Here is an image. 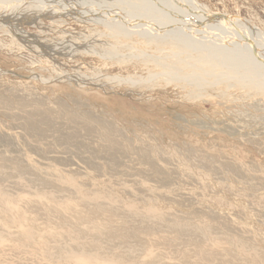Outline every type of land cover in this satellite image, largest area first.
<instances>
[{"label":"rangeland","instance_id":"374dc122","mask_svg":"<svg viewBox=\"0 0 264 264\" xmlns=\"http://www.w3.org/2000/svg\"><path fill=\"white\" fill-rule=\"evenodd\" d=\"M195 2L202 13L237 23L264 40V0ZM47 15L14 25L23 29L25 41L32 37L55 48L69 45L75 54L57 55L56 62L37 48L24 47L25 42L0 27V96L19 88L38 93L51 103L78 102L80 109L108 115L135 145L144 137L153 152L157 147L162 152L157 167L164 170H149L147 179L143 178L136 189V181H127V177L125 182L117 180L103 164L93 168L79 161L76 151L72 154L58 143L59 135L41 144L42 153L48 157L40 159L41 164L36 162L37 151L24 144L23 137L30 129L27 116L22 113L14 118L11 113L19 109L1 107L0 149L1 144L15 148L14 156L23 158L32 175L37 169H46V174L40 173L43 181H53L55 172L64 181L74 179L76 186L101 195L107 202L102 216L92 218L93 212L84 210L71 197L54 200L41 187L28 190L33 180L38 182L37 177L26 181L15 177L12 184L18 193L0 199V264H240L225 255L230 249H237L245 264H264V95L251 94L250 87L216 80L196 90L188 81L181 79L179 83L176 72L193 77L194 69L180 57L176 61L162 54V49H168L178 55L179 48L137 32L122 30L120 35L101 36L107 44L99 41L96 45L98 41L93 40L90 47L82 49L77 45L84 39L105 35L108 29L69 15ZM133 51H141L138 59L126 61L124 57L129 58ZM59 66L73 74H69L71 80L58 77L55 68ZM51 149L55 154H50ZM79 155L90 157V153ZM55 156L69 164L58 165L53 161ZM143 163H125L121 170L128 173L132 167H144ZM134 174L137 181L144 176L142 172ZM129 197H137L134 205L143 210L140 217L127 207ZM121 209L127 215L126 228L136 230V236L132 240H108L121 226L113 222L106 225L102 219L114 212L112 221L123 222L117 216ZM191 213L197 215L188 217ZM205 213L218 217L217 221L198 218ZM75 221L80 222L79 236H72L67 226ZM137 221L145 227L136 229ZM187 221L204 236L201 242H182L190 237L177 229ZM210 233L216 235L214 241L209 239ZM173 240L181 244L180 252L171 248Z\"/></svg>","mask_w":264,"mask_h":264},{"label":"bare ground","instance_id":"6f19581e","mask_svg":"<svg viewBox=\"0 0 264 264\" xmlns=\"http://www.w3.org/2000/svg\"><path fill=\"white\" fill-rule=\"evenodd\" d=\"M164 1L165 0H0V27H5L6 30L4 31H7L10 35L15 37V39L25 42L26 44L22 43L24 47H30L31 49L37 48L39 52H43L48 55V58L56 62H58L57 55L64 53L67 55L71 53L72 48L70 49V47H68L69 45L66 47L61 44H59L60 46L57 44L59 47L55 48L43 44V42H39L36 38L32 39V37L29 41H25L26 36L23 35V29L14 25L15 22L18 23V25H20L19 22H32L41 14L53 15L52 17L69 15L81 22L91 23V26H102L108 29L107 32L110 35L105 31V35H90V37L84 39L82 45H77V47L82 46V49L83 47H90V45H92L90 41H98L96 45L99 41H105L101 36L111 37V35H120L119 33L122 30L137 32L145 38H152L160 43L168 41L179 48L180 54L178 55L172 53V51L168 49L166 51L162 49V54L166 58H173L177 61L178 57H180L186 65L194 69L195 76L193 77L186 76L184 72H176V74L179 75L176 81L179 83L182 82L181 79L188 81L190 86L196 90L197 87L199 88V86L204 85L203 83H210L211 80H216V83L230 82V86H237L238 84L239 86H246L247 89L250 87L251 94H256L257 96L260 94L264 95V40L261 41L255 38L253 33L248 32L237 23H229L228 21L217 19L207 12L202 13V9L195 0H166L167 3ZM30 40L32 42H30ZM33 42L37 43V45H32ZM106 42L107 41L103 43L105 44ZM73 52L75 51H72V53ZM140 52L135 53L133 51L129 58L127 56L124 57V59H126V61H136V59H138L137 57H139L138 55L141 54ZM182 53H184V56H179ZM106 54L110 56L108 53ZM124 55L126 54L124 53L121 56ZM110 57L117 58L118 56L111 55ZM55 72H59L57 74L58 77H62L63 79L64 77H69L68 79H70V75H73L71 73H66L62 70L61 66L55 68ZM37 77L40 78L38 75ZM41 79L43 80V78ZM168 79L170 82L173 81L170 78ZM207 85L212 86L211 84ZM51 102L42 95H38V93H25L19 88H15L9 93L0 96V108L6 107L9 110H15V108L19 109L20 112L15 111L11 113L12 117L20 118L19 115L22 113L27 116L26 123L29 125L30 129L23 137L25 141L24 144L31 150L37 151L39 159L36 160V162L43 164L41 160L48 159V157H45L44 153H42L41 144H44V140H47L48 137L59 135L58 143L61 146H65L68 152H72V154L76 151L79 161L88 163L93 168H98L100 164H103L102 166L108 167V172L114 175L117 180L123 179L124 181L121 182H125V180H127L125 177H127L129 178L127 181H136V189L140 187L141 182L147 179L145 176L150 174V171L157 172L161 170L162 172V170H164L157 167L159 164L158 160L162 158V152H160L157 147H154L155 151L153 152L152 146H147L144 137L139 138L136 141L137 145H135L133 143L134 141L132 142L130 138L126 137L124 130L121 129L115 121L111 120L110 116L96 114L91 109H80L78 102H73V104L71 103L69 105L62 101L55 103ZM80 106L83 105L80 104ZM0 142H3L2 136L0 137ZM54 143L55 142L50 145L53 146ZM16 151L13 147H4V145L1 144V200L5 199L7 195L18 193L16 191V185L12 184L15 183V177L20 176L26 181L28 177L34 176L39 180L38 182L33 180V186L27 187L28 190L33 187L39 190L41 187L47 190L48 194L54 197V200L57 198L63 199L64 197H71L73 200L80 202L84 210L87 209L88 212H93L92 218L96 215L102 216V212L104 213L103 205L107 202L105 198H101V195L94 196L92 195L93 192L87 189L84 190L81 186H76L74 184V179L64 181L63 177L55 172H52L53 181H43L42 177H40V173L43 172L46 174L47 170L40 168V170L37 169L36 173L32 175L27 167L28 164L22 161L23 158L19 155L14 156ZM52 153H54L53 149L50 151V154ZM79 153H90V157L86 159L85 155L82 156L79 155ZM154 154L158 157L154 156ZM58 157L59 156L52 157L54 159L53 161L58 165L69 164V161H61ZM166 159L167 158H165V160ZM144 160H147V162ZM140 162H144L143 165L145 166H140V168L132 167L133 171L128 173H123V169L121 170V167L125 163L139 164ZM168 164H170L169 161H167V165ZM134 172H142L144 176L137 181L138 179ZM120 175L124 177L118 178L117 176ZM153 175L155 176L154 173ZM69 177L71 178V176ZM68 182L72 184L71 187L67 186L66 183ZM145 186H148V184H145ZM136 199L137 197L131 200V197H129L128 201L131 200V202L127 203V207L133 211L134 215L140 217L143 210L138 209L136 205H134ZM113 215L114 212H110L102 221H104L106 225L113 222L115 226L121 227L118 228V231L113 230L111 232V237L107 239L117 240L123 238L125 240H132L136 236V230L133 231L126 228L128 221L124 219H126L127 215L122 212V209L117 212V216L123 220V222L118 223H115L114 220L112 221ZM195 215L197 214L191 213L188 217H193ZM198 218H207L208 220L216 219L215 221L218 219V217L209 213H205V215L202 216L199 215ZM168 220L170 222L172 221L171 218ZM79 225L80 222L77 224L76 221L67 223V226L70 227L69 232L72 236L73 234L75 236L81 234ZM184 225L185 226L179 227L177 230L186 232L190 240H188V242L182 241L183 243L194 245L203 240L204 236H202L198 230L189 227L191 225L190 222H184ZM143 227H145V225L142 222H136V229ZM88 231L89 229H87V232ZM215 236V234L210 233L209 239H213ZM173 243L174 245L171 248L182 250L180 243L174 240L172 244ZM241 244L244 245L245 241L241 242ZM225 255L230 256L234 262L238 261L237 263L245 264V258L240 256L241 254L237 249H230Z\"/></svg>","mask_w":264,"mask_h":264},{"label":"water","instance_id":"95a60500","mask_svg":"<svg viewBox=\"0 0 264 264\" xmlns=\"http://www.w3.org/2000/svg\"><path fill=\"white\" fill-rule=\"evenodd\" d=\"M223 18H226V17L223 16Z\"/></svg>","mask_w":264,"mask_h":264}]
</instances>
